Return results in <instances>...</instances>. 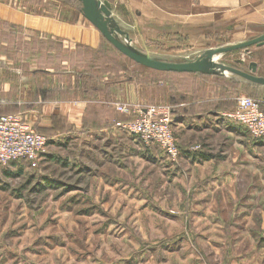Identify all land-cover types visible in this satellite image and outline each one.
<instances>
[{
    "label": "rangeland",
    "instance_id": "rangeland-1",
    "mask_svg": "<svg viewBox=\"0 0 264 264\" xmlns=\"http://www.w3.org/2000/svg\"><path fill=\"white\" fill-rule=\"evenodd\" d=\"M16 1L29 14L93 25L80 0H0ZM111 26L157 59L188 62L205 53L183 36L151 39L127 24ZM262 34L264 21L235 25L215 37L214 48ZM22 45L19 52L17 41L7 49L9 58L25 59L31 116L20 114L50 143L37 167L15 161L0 170V264H264L253 240L264 239V173L231 179L200 171L211 158L225 157L230 142H253L224 113L241 95L264 109V45L216 54L215 72L199 74L145 67L111 44L92 49L27 33ZM107 76L136 84L140 107L168 104L174 123L201 125L182 137L193 153L172 159L124 130L119 124L140 107L123 99L130 112L115 110ZM73 101L92 106L85 116L92 132L73 130L64 117L52 116L46 126L35 122V107ZM243 161H233L234 171Z\"/></svg>",
    "mask_w": 264,
    "mask_h": 264
},
{
    "label": "crops",
    "instance_id": "crops-1",
    "mask_svg": "<svg viewBox=\"0 0 264 264\" xmlns=\"http://www.w3.org/2000/svg\"><path fill=\"white\" fill-rule=\"evenodd\" d=\"M99 1L107 5L111 10L110 13L113 17L111 18L110 14L111 23L113 21L115 23L119 22L121 26L127 24L130 28L136 27L139 29L141 37L151 39L183 36L189 44L193 47H200L199 49L202 51L213 49L214 45L219 43V41H215V37L235 25L241 26L242 24H249L251 21L253 23L264 21V0ZM122 6H124V10H122ZM111 7H114L113 10ZM260 12L263 14H260ZM85 22H67L56 17L29 14L23 10L17 1L15 3L0 2V115L26 114L31 110V108L26 107L25 59L9 58L7 49L12 47L16 41L17 52L20 51V44H23L22 47L25 48L27 33L34 36L60 39L72 45L97 49L103 44V35L94 25H88ZM121 26L119 28H122ZM118 34L120 35L119 31L118 33L116 32V35L120 38ZM120 39L122 40V38ZM123 41L127 42V40ZM105 80L110 84L115 110L117 106L124 103L120 102L123 99L137 103L139 107L141 106L136 84L124 82L120 77L115 79L107 76ZM91 107L87 103L73 101L66 104L35 107L33 112L35 122L40 120L41 126H46L48 121L52 124L51 117L56 116L58 119L64 117L63 119L68 124H71L73 130L82 131L89 128L90 132H92L89 121H87L88 126L85 124V116L89 114ZM146 108L140 107L135 117L139 116ZM115 112L113 111L109 122L116 116ZM29 116H31L30 113ZM135 117L133 118L135 119ZM29 123L32 124L30 121ZM184 123L183 121H180V123L176 122L173 126L181 154L188 156L193 153L190 150L192 145H187L182 137L185 136V131L197 129L201 125L191 127ZM235 124L250 136L245 126L236 122ZM229 144L232 148L227 150L224 153L225 155L223 154L225 157L218 158L215 163L214 157L211 158L209 161L213 164L209 166L206 163L200 168V171L204 173L206 169H209L210 174L214 178H224L223 176L226 175L231 179H248L251 176L250 172H254L255 170L260 174L264 173V137L260 140L254 139L253 142H230ZM243 147L244 149H242ZM250 148L254 150L253 153L257 158V164L248 159L250 155L248 149ZM152 149L154 148H151L149 151H152ZM240 157L243 160L245 158V161L242 162L245 165H240L241 168L238 165V169H241V171H234L233 161L236 163ZM16 163H24L28 166L30 164L25 160L16 161ZM250 223L251 221L246 222L245 228ZM253 240L256 243L257 249H259L258 253L264 255V239ZM248 253V256L254 254L251 251Z\"/></svg>",
    "mask_w": 264,
    "mask_h": 264
},
{
    "label": "built area",
    "instance_id": "built-area-1",
    "mask_svg": "<svg viewBox=\"0 0 264 264\" xmlns=\"http://www.w3.org/2000/svg\"><path fill=\"white\" fill-rule=\"evenodd\" d=\"M122 113L130 112L124 104L117 106ZM173 108L168 104L147 107L136 119L119 125L136 135L147 146L159 145L170 158L181 155L174 130ZM229 120L246 127L251 137H264V110L260 100L241 95L236 107L224 113ZM49 138L30 124L20 113L0 115V170L12 162L25 160L37 167L47 153Z\"/></svg>",
    "mask_w": 264,
    "mask_h": 264
},
{
    "label": "water",
    "instance_id": "water-1",
    "mask_svg": "<svg viewBox=\"0 0 264 264\" xmlns=\"http://www.w3.org/2000/svg\"><path fill=\"white\" fill-rule=\"evenodd\" d=\"M83 4V11L85 18L91 22L116 49L122 54L129 57L138 64L145 67L163 71V72H175V73H213L215 72L214 56L216 54H223L234 50L248 48L253 45H264V34L254 39L233 44L227 47H217L205 51L203 56L194 61L188 62H172L167 60H161L149 55H145L142 52L133 48L128 42L121 40L116 31L111 26L110 9L107 5L103 4L99 0H80ZM241 75L247 80L257 83H263L262 78L248 74L241 73Z\"/></svg>",
    "mask_w": 264,
    "mask_h": 264
},
{
    "label": "trees",
    "instance_id": "trees-1",
    "mask_svg": "<svg viewBox=\"0 0 264 264\" xmlns=\"http://www.w3.org/2000/svg\"><path fill=\"white\" fill-rule=\"evenodd\" d=\"M104 38V37H103ZM110 42L107 40V39H105L104 38V43L100 46V47H102V46H108V45H110L109 44ZM112 45V44H111ZM113 46V45H112ZM99 47V48H100ZM87 48H90V47H87ZM113 48H115L114 46H113ZM92 49H94V48H92ZM98 49V48H97ZM118 50V49H117ZM119 51V50H118ZM120 52V51H119ZM122 54V53H121ZM125 56V55H124ZM172 73H175V72H172ZM176 74H188V73H176ZM190 74H199V73H190ZM263 109V108H262ZM264 110V109H263ZM172 118L174 119V110H173V112H172Z\"/></svg>",
    "mask_w": 264,
    "mask_h": 264
}]
</instances>
